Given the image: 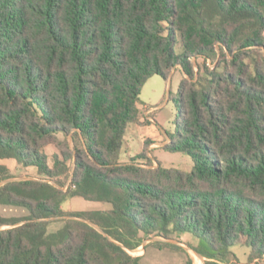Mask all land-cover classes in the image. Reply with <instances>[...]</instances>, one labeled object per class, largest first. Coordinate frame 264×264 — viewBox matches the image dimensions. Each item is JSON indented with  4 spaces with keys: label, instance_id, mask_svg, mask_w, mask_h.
Masks as SVG:
<instances>
[{
    "label": "trees",
    "instance_id": "trees-1",
    "mask_svg": "<svg viewBox=\"0 0 264 264\" xmlns=\"http://www.w3.org/2000/svg\"><path fill=\"white\" fill-rule=\"evenodd\" d=\"M177 66L183 123L163 148L192 171L155 166L150 139L122 162L128 127L146 123L143 86ZM6 161L42 177L0 186V264H145L129 250L184 234L205 264L236 245L264 258V0H0V183ZM73 197L112 208L67 212Z\"/></svg>",
    "mask_w": 264,
    "mask_h": 264
},
{
    "label": "rangeland",
    "instance_id": "rangeland-1",
    "mask_svg": "<svg viewBox=\"0 0 264 264\" xmlns=\"http://www.w3.org/2000/svg\"><path fill=\"white\" fill-rule=\"evenodd\" d=\"M176 52L178 54L183 52V47L179 39L176 44ZM194 62L198 69L199 66H203L205 61L203 58H194ZM183 77L184 72L181 66H177L173 70L168 81L160 75H154L145 83L140 94V99L144 106L143 120L146 121V123L143 126L132 124L128 127L125 135L124 148L121 153L122 162H128L132 156L139 154L144 148L145 141L150 139L157 142L154 146L151 144L148 148L149 155L153 157L155 166H158L157 160L164 167H174L187 172L192 171L195 162L189 154L184 152H171L163 148L169 141V135L176 134L178 124L183 123V118L178 111L176 101L179 85ZM148 109L149 112H147L148 115H146L145 112ZM69 142L70 146L73 148L74 142L71 137H69ZM151 146L153 147L152 149H150ZM46 152L49 155V163L53 166L54 154L57 150L54 146H48ZM6 162L13 175V177L10 178L11 180L39 179L42 177L35 167L25 168L15 161ZM72 175L73 171L70 176L65 174L61 177L62 181H66V185L63 187L64 190L67 189ZM53 183L59 186L57 183ZM111 208L112 206L110 203L90 201L83 197L69 198L63 204V209L67 212L107 211ZM1 212L3 216L9 218H26L30 215V211L27 208L9 204H2ZM66 217L67 216L51 219L52 222L48 227L49 231L52 232L60 229L64 224L62 219ZM84 220L90 221L88 219ZM22 223H24V221L19 222L17 225ZM10 227H13V225H5L1 227V229ZM155 240L174 243L181 246L185 251L168 246L161 247L151 244V242ZM189 244L198 245V239L191 234L174 236L172 240L154 237L153 239H145L140 247L135 250H129V252L134 256H142V260L145 264H182L189 255L192 257L194 264H205V258L190 247ZM249 252L250 249L248 247L236 245L232 248V255H230L223 264H250L248 259ZM251 264H264V258L256 259Z\"/></svg>",
    "mask_w": 264,
    "mask_h": 264
},
{
    "label": "water",
    "instance_id": "water-1",
    "mask_svg": "<svg viewBox=\"0 0 264 264\" xmlns=\"http://www.w3.org/2000/svg\"><path fill=\"white\" fill-rule=\"evenodd\" d=\"M11 181H14V180H11V179H7V180H4L3 182L0 183V186L8 183V182H11ZM84 220V219H83ZM86 222H88L89 224H91L92 226H94L96 229H98L100 232L104 233V231L96 224L90 222V221H87V220H84ZM105 234V233H104Z\"/></svg>",
    "mask_w": 264,
    "mask_h": 264
},
{
    "label": "crops",
    "instance_id": "crops-1",
    "mask_svg": "<svg viewBox=\"0 0 264 264\" xmlns=\"http://www.w3.org/2000/svg\"><path fill=\"white\" fill-rule=\"evenodd\" d=\"M147 112H149V109H148V110H146V112H145V113H146V115H148V113H147ZM155 143H157V142H154V143L152 144V146H154V144H155ZM152 146L150 147V149H152V148H153Z\"/></svg>",
    "mask_w": 264,
    "mask_h": 264
}]
</instances>
